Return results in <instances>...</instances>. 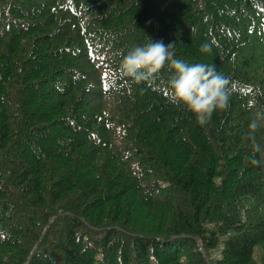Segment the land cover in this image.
Here are the masks:
<instances>
[{"label": "trees", "instance_id": "trees-1", "mask_svg": "<svg viewBox=\"0 0 264 264\" xmlns=\"http://www.w3.org/2000/svg\"><path fill=\"white\" fill-rule=\"evenodd\" d=\"M171 59L227 80L205 124ZM0 264H264V0H0Z\"/></svg>", "mask_w": 264, "mask_h": 264}, {"label": "clouds", "instance_id": "clouds-1", "mask_svg": "<svg viewBox=\"0 0 264 264\" xmlns=\"http://www.w3.org/2000/svg\"><path fill=\"white\" fill-rule=\"evenodd\" d=\"M170 45L151 40L145 45L131 48L121 59L119 71L136 83L151 82L165 61L172 57ZM210 50L209 43L201 45V51ZM170 64L172 70L167 80L169 99L184 104L196 115L199 124H205L214 110L227 106L228 82L213 65L187 63L181 59H171ZM249 127L255 129L256 120ZM254 149L260 151V145L255 144Z\"/></svg>", "mask_w": 264, "mask_h": 264}]
</instances>
